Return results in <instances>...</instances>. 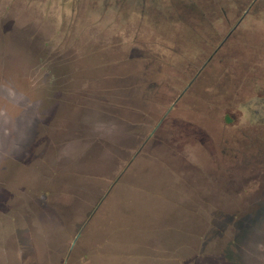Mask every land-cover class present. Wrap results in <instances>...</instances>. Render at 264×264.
Wrapping results in <instances>:
<instances>
[{
	"label": "rangeland",
	"instance_id": "374dc122",
	"mask_svg": "<svg viewBox=\"0 0 264 264\" xmlns=\"http://www.w3.org/2000/svg\"><path fill=\"white\" fill-rule=\"evenodd\" d=\"M103 1L97 4L103 6ZM186 1L172 0V7L159 3L160 13L191 22L194 34L205 28L217 38L247 5L193 0V7L207 5L193 15L184 10ZM107 4L104 9L94 0H0V264H264V166H256L247 176L226 171L219 176L223 167L216 168L221 150L239 156L242 136L264 142V1L248 9L238 33L228 42L236 50L223 58L224 63H246L241 82L250 80L230 87L231 97L216 108L213 118L218 128L212 133L218 132L220 139L207 145L202 139L206 131L187 134L191 149L173 156L175 171L151 151L163 150L162 144H150V153L145 150L135 158L97 220L86 222L87 205L100 196L96 197L97 191L104 193L118 165L105 145L107 138L115 136L104 131L110 127L105 118L94 117L90 135V124L82 126L78 120L85 111L80 97L87 84L76 76L89 66L76 68L75 63L86 60L87 43L93 40L91 24L94 33L108 28L118 31L123 28L122 9L129 23L142 13L139 0H132L127 9L113 1ZM62 18H67L63 25ZM185 28L177 23L175 29ZM206 162L216 170L221 188L214 187L207 196L196 193L186 205L181 203L190 198L189 193L175 190L176 200L167 204L165 186H144L139 170L144 168L147 176L160 171L164 181L172 174L181 179L178 171H185L196 183ZM132 196H136L134 203H130ZM159 204L167 205L169 214L183 213L193 224L177 223L167 213L151 223ZM43 220L63 226V237L56 233L42 237ZM78 230L82 236L69 250Z\"/></svg>",
	"mask_w": 264,
	"mask_h": 264
},
{
	"label": "flooded vegetation",
	"instance_id": "af4514ba",
	"mask_svg": "<svg viewBox=\"0 0 264 264\" xmlns=\"http://www.w3.org/2000/svg\"><path fill=\"white\" fill-rule=\"evenodd\" d=\"M97 1L100 0H94L95 6H102V4H97ZM110 1L126 9L132 4V0ZM110 1L104 0L102 7L109 8L110 5L107 2ZM161 1L139 0L142 13L140 19H135L132 23L128 22V13L122 9L119 20L123 23V28L118 31L108 28L106 31L94 33L91 24L89 35L93 36V40L87 43V49L84 52L87 56L84 57L86 60L82 61V64L80 61L78 65L75 63L76 68L84 69L89 66L88 70H82L79 76H76V79H83L87 84L85 92L80 97L82 104L85 105L86 119L83 112L81 116L85 120L77 115L78 120L81 119L82 126H86L85 123L90 124L88 134L92 131L94 117H104L105 122L111 120L112 125L109 127L110 129L108 128V132L115 136L107 138L105 145L119 167H116L115 175L104 193L97 191L96 197L100 195L96 199L97 201L95 200L92 205H87L86 222L97 220L103 204L110 202L116 185L126 177V172L132 166L135 158L145 150L150 153L148 150L150 144L157 141L162 144L163 150L151 151L157 160H161L175 171L172 164L174 163L173 156L180 157L181 153L185 155V152L191 149V137L187 134L198 133L200 130L206 131L207 135L202 136V139L207 145L212 144L214 139L219 140L218 132L215 133L216 135L212 133L213 128H218V124H215L213 118L214 112L219 105L222 106L224 98L231 97V93L227 94V91L230 90V87L234 89L235 85L241 82L244 67H248L244 62L241 63L242 66H227L223 58L228 54L234 55L236 49L232 48V45H228V42L238 33L237 26L242 22L244 14L248 9L253 10L259 2L264 0H234L240 4L238 7L247 4L246 8L226 33L221 38L218 37L219 40L214 33L210 35L205 28L199 29L194 34L190 28L191 22L184 21L183 23L175 15H162L159 3L167 4L170 7L173 2L172 0ZM204 1L200 0L197 3L202 4ZM234 1L232 0L233 3ZM193 4V0H187L184 9L189 13L193 12V15H195V10H201L207 6L203 4L204 6L193 7ZM235 13H238V10ZM98 16L100 15L98 14ZM199 18L204 20L201 13ZM61 20V25H63L67 18ZM177 23L184 24L186 28L176 30ZM198 34L203 37L201 40L196 37ZM101 37L103 40H100ZM194 42L200 45L193 47ZM60 43H63L62 39ZM90 43H92L91 49L89 48ZM225 67L227 70H224ZM224 71L227 76H224ZM229 76H235V78ZM228 78L230 84H227ZM249 80V78H245L242 82L246 84ZM126 128L135 129L128 133ZM138 128L140 129L138 130ZM243 137L239 140L243 144L239 156L236 153L230 154L228 150L224 152L221 150L222 153L216 156L217 161L220 162L216 168L223 167L218 173L219 176H222L224 171L247 176L249 172L255 170L256 166L261 167L262 164L264 166V142L259 139L255 140V138L249 140V137ZM233 138L231 137V139ZM126 140H130L131 143L127 144ZM92 142H94L93 139ZM71 144L74 143L71 142ZM78 148L75 147V150L78 151ZM160 156L162 157L160 158ZM202 167L201 173L196 174V183L188 179L189 176L187 173L184 174L185 171H178L181 179L176 180L172 174L164 181L160 171H155L154 174L151 173L147 176L144 168L139 170L144 177V186L146 184H158L163 188L165 186L164 190L167 189L169 192V196L165 195V197L170 199L166 200V203L173 204L176 200L177 192L175 190L179 194L189 193L190 198L181 203L186 205L194 200L196 193L201 192L207 196V193L214 187L221 188L217 184L216 170L211 168V164L206 162L203 166L202 163ZM24 175H26L25 172L21 176ZM211 182L216 185L212 186ZM40 197L44 198V195L41 194ZM132 197L130 203L136 201V196ZM178 198L180 197L178 196ZM144 199L150 200L148 197ZM167 207V205L159 204L155 216H150V222L156 224L165 213L169 214V209L166 210ZM60 215L63 216L61 212ZM169 215L177 223L184 221L186 224H193L192 219L181 212L173 211ZM62 219L63 217L61 221ZM75 220H80V218ZM43 221L42 237L48 238L52 236V233H56L59 239L63 237L61 234L63 226H54L50 224L51 222L49 223L50 220ZM86 222L82 225H85ZM81 236L82 232L78 230L70 242L69 250ZM50 246H54L52 242ZM65 260L66 258H64Z\"/></svg>",
	"mask_w": 264,
	"mask_h": 264
},
{
	"label": "water",
	"instance_id": "95a60500",
	"mask_svg": "<svg viewBox=\"0 0 264 264\" xmlns=\"http://www.w3.org/2000/svg\"><path fill=\"white\" fill-rule=\"evenodd\" d=\"M106 124H108L109 126H111V125H112L110 120H109V121H107V122H106ZM133 129H134V128H133ZM133 129H130V130H128V133H129L131 130H133ZM104 131H105V132H108V131H109V129H108V128H105V129H104ZM108 133H109V132H108Z\"/></svg>",
	"mask_w": 264,
	"mask_h": 264
},
{
	"label": "trees",
	"instance_id": "16d2710c",
	"mask_svg": "<svg viewBox=\"0 0 264 264\" xmlns=\"http://www.w3.org/2000/svg\"><path fill=\"white\" fill-rule=\"evenodd\" d=\"M234 1V0H233ZM182 6H184L183 4L181 5V7ZM184 9V8H183ZM207 13H210V10L207 8L206 10H205Z\"/></svg>",
	"mask_w": 264,
	"mask_h": 264
}]
</instances>
